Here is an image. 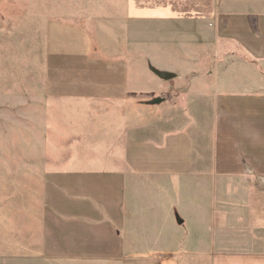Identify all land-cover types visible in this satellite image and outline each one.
Masks as SVG:
<instances>
[{"label": "crops", "instance_id": "1", "mask_svg": "<svg viewBox=\"0 0 264 264\" xmlns=\"http://www.w3.org/2000/svg\"><path fill=\"white\" fill-rule=\"evenodd\" d=\"M102 3L106 5L105 11L90 12L86 24L51 23L48 53L54 51L60 58H64V53H70L77 59L98 62L96 64L110 62L114 63L115 69V64L124 67L125 60L139 55L147 61L153 73L156 70L169 73L181 70L186 79L184 86L190 89L202 87L196 94L198 114L195 115L216 119L214 127H221L223 131L229 127L244 133L239 137L245 143L243 148L246 150L247 145L249 148L253 146L251 160L257 162H253L254 165L263 166L264 146L260 144L263 138L260 136L255 145L253 135L246 128L249 126L247 122L254 118L257 123L255 132L262 134L264 0L88 2L91 6ZM98 55L104 57H95ZM241 62H245L247 67L243 66L238 75L230 73ZM178 74L170 80L178 78ZM129 76L130 80L136 74L134 72V76L133 73ZM246 76L252 85L242 91L232 90L231 86L246 85V81L235 84ZM132 84L148 83L137 79ZM124 87L125 82L120 80L121 97L124 96ZM206 87H214L213 95H209ZM218 87H222V91ZM211 99L218 104L209 111L204 103ZM211 113L212 116H209ZM123 114L124 111H120V123ZM220 120L227 124L221 126ZM233 121L235 126H232ZM133 124L134 121L131 126L135 127ZM127 131L125 127H120V169L109 168V161L92 163L91 159H84V162L76 163L74 160L61 171L42 175L41 180L47 185L40 196H34L29 191L10 194L7 201L6 194H0V218L4 224L8 222V227L3 229L9 231L10 237L7 242L9 249L0 253V261L8 260L16 264L20 255L19 258L24 259L26 264H48L55 260L62 264H264V238H253L262 227L251 226L255 222L250 221L249 206H238L245 193L238 190L236 182L241 178L245 181L251 178L250 171L245 168L249 159L244 157L237 161L231 156L223 159L221 153L218 154L217 145L213 147L211 144V152L207 156L214 155V161L210 163L205 161V156L200 158L205 154L203 146L202 152L191 159L197 161L198 170L193 176L201 184L195 190H189L183 183L188 176H172L175 171L168 170L174 160L152 158L149 168H131L124 157ZM219 139L224 142L222 136ZM237 140L235 137L228 138V142L232 143ZM173 145L171 150H177ZM75 146L76 143L72 142L71 148ZM182 148L183 143L178 150L181 152ZM236 163L243 168L231 170L229 167ZM102 164L108 167H98ZM249 164L253 165L252 162ZM157 165L165 169L157 168ZM211 165L219 168L214 171L204 169ZM186 166H189L188 163ZM50 176L57 181L51 197L48 192ZM97 176L106 179L115 176L119 185L108 192H98L91 184ZM257 176L253 180H264V173ZM208 182H213L211 189H207ZM64 183L67 187L72 184V191L64 190ZM226 183H230L229 187ZM184 197L197 199L195 204L192 202L196 207L194 219L188 215L190 225L182 214L180 221H176V212L180 214L178 203L183 206L181 199ZM222 198L229 201L222 203ZM50 200L56 204L50 207ZM7 202L12 204L6 206ZM211 205L214 210H211ZM54 212L60 216L56 217V232H50L49 213ZM172 212H175L174 218ZM238 214L246 217L248 227L240 224ZM237 229L250 230L247 234L249 238L235 240L230 234ZM53 253L55 257L50 255Z\"/></svg>", "mask_w": 264, "mask_h": 264}, {"label": "rangeland", "instance_id": "2", "mask_svg": "<svg viewBox=\"0 0 264 264\" xmlns=\"http://www.w3.org/2000/svg\"><path fill=\"white\" fill-rule=\"evenodd\" d=\"M88 2L89 0H0V194H6V198L3 197L2 200L5 198L8 201L7 196L10 194L18 195L29 191H32L34 196L35 194L40 196V192L46 189L44 186L47 185L41 180L42 175L45 173L52 175L75 161L76 163H82L84 159H91L92 163L109 161L111 165L109 168L120 169V127H125L128 131L125 133L124 157L129 161L131 168L137 170L149 168L153 162L152 158L174 160L168 170L175 171L172 176H188L187 181L183 183L189 190H195L201 184L196 182L193 176L198 170L197 161L191 159L202 152L203 146L205 154L200 158L205 156V161L210 163L214 161V155L207 156L211 152V144L213 147L214 144L217 145L218 154L221 153L223 159L229 156L235 157L237 161H241L244 157L249 159L253 165L247 161L245 168L250 171L251 178L247 181L241 178L236 182L238 190L245 193V198L238 206H249L247 208L251 212L248 215L252 218L250 221L255 222L251 226L262 227L253 238L262 240L264 180H253V177H259L257 176L259 173H264V164L254 165L257 162L251 160L254 153L253 146L249 148L247 145L246 150L243 148L245 143L243 138L239 139V137L244 133L240 134L229 127H225L223 131L221 127H214L216 119L200 118L195 115L198 105L196 94L202 90L201 86H194L191 89L189 86H184L186 79L179 69L173 72L174 76L179 72L175 80L163 79L157 74V70H153L155 75L149 69L147 61L139 55L125 60L124 67L115 64V69L114 63L110 62L96 64L98 62L77 59L70 53H64V58L58 57L54 51L48 53V47H51L48 34L51 23L86 24L90 12L105 11L104 3L91 6ZM132 64L135 66H131ZM243 66H246L245 62L238 64L237 69H231L230 73L240 74ZM133 67L137 68L133 69ZM134 72L136 76L129 80V74L133 73L134 76ZM247 77L235 83L246 81V85L231 86L232 90L242 91L250 87L252 82ZM137 79L148 84H132ZM120 80L125 82L122 97ZM221 88L218 87L219 91H222ZM213 89L214 87H206L205 90L209 95H213ZM217 104L218 102L212 99L204 103L206 108L209 107V111ZM122 110L124 117L121 119L123 122L120 123ZM209 116H212V113ZM136 120L140 122L137 123ZM251 120L247 122L249 126L246 131L248 133L250 131L253 135L255 145L261 136L263 142L260 144L264 146V117L261 119V135L255 132L256 119ZM132 121L135 127L131 126ZM219 122L221 126L227 124L221 120ZM203 124L204 130H202ZM232 126H235L234 121ZM219 136L223 137L224 142L220 141ZM229 137L238 140L233 143L228 142ZM72 142L76 143L74 148H71ZM182 143L183 148L180 152L179 145ZM171 144L179 150H171ZM187 163L189 166H186ZM192 163L195 165L191 166ZM102 166L98 167H108L103 164ZM157 168L165 169L161 165H157ZM205 168L214 171L219 167L211 165ZM229 168L238 171L243 167L236 163ZM209 182L207 189H211L210 185H213V182ZM48 184L51 197V191L55 189L57 181L50 176ZM91 184L98 192H108L119 185V181L115 176H108L107 179L97 176L96 179L91 180ZM226 184L229 187L230 183ZM64 190L72 191V184L67 187L64 183ZM53 200H50V207L56 204ZM181 200L184 205L178 203L180 214L175 211L176 221H180L182 214L190 225L189 217L194 219L196 212L192 202L195 204L197 199L184 197ZM224 201L229 199L222 198L221 202ZM12 202H7L5 205H10ZM37 202L39 206L40 198ZM210 208L214 210L212 205ZM175 212H172L173 218ZM57 216L60 215H56L55 212L49 213L50 232H56ZM238 216L241 218L240 224L248 227L246 217L241 214ZM6 227L8 222L4 224L0 218V253L9 249L7 243L10 238L9 231L3 229ZM249 232L250 230L247 229H237L230 236L235 237V240H243L247 236L249 238L247 235ZM50 255L55 257V253ZM19 257L20 255L16 264H26L24 259ZM0 264L12 263L1 260ZM48 264L62 263L55 260Z\"/></svg>", "mask_w": 264, "mask_h": 264}, {"label": "water", "instance_id": "3", "mask_svg": "<svg viewBox=\"0 0 264 264\" xmlns=\"http://www.w3.org/2000/svg\"><path fill=\"white\" fill-rule=\"evenodd\" d=\"M157 74L163 78V79H171L174 77L173 73H169V72H161V71H157ZM156 101H159V99H155Z\"/></svg>", "mask_w": 264, "mask_h": 264}]
</instances>
